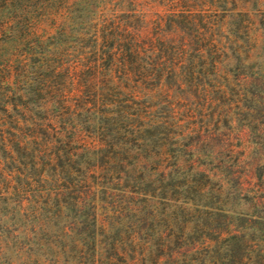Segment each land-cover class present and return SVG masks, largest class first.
<instances>
[{"label": "trees", "instance_id": "1", "mask_svg": "<svg viewBox=\"0 0 264 264\" xmlns=\"http://www.w3.org/2000/svg\"><path fill=\"white\" fill-rule=\"evenodd\" d=\"M262 42L264 0H0V264H264Z\"/></svg>", "mask_w": 264, "mask_h": 264}, {"label": "rangeland", "instance_id": "2", "mask_svg": "<svg viewBox=\"0 0 264 264\" xmlns=\"http://www.w3.org/2000/svg\"><path fill=\"white\" fill-rule=\"evenodd\" d=\"M261 45H263V50L261 51V53L264 55V42H262V44ZM231 133H232V137H233V140H234V142H238V138H240V137H237L235 134H237V133H235V131H234V133L231 131ZM234 134V135H233Z\"/></svg>", "mask_w": 264, "mask_h": 264}]
</instances>
